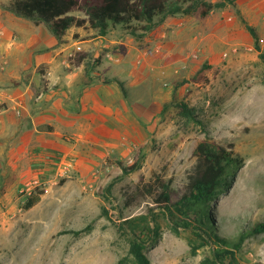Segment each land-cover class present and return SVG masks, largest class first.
<instances>
[{
  "label": "rangeland",
  "instance_id": "1",
  "mask_svg": "<svg viewBox=\"0 0 264 264\" xmlns=\"http://www.w3.org/2000/svg\"><path fill=\"white\" fill-rule=\"evenodd\" d=\"M207 1L214 5L207 16L170 15L147 31L144 23L110 24L105 35L74 27L59 41L0 0L1 29L43 28L32 50L43 46L66 67L35 101L67 90L82 123L1 154L0 264H136L121 226L140 215L152 220L144 251L153 264L264 263V232H252L264 222V0ZM13 63L4 76L17 72ZM205 64L209 80L201 82ZM205 140L233 145L244 159L202 206L223 244L196 228L198 207L187 215L181 200ZM157 175L178 191L169 209L156 201L158 191L143 190ZM39 190V202L25 208Z\"/></svg>",
  "mask_w": 264,
  "mask_h": 264
},
{
  "label": "trees",
  "instance_id": "2",
  "mask_svg": "<svg viewBox=\"0 0 264 264\" xmlns=\"http://www.w3.org/2000/svg\"><path fill=\"white\" fill-rule=\"evenodd\" d=\"M213 8L214 5L207 0H10L5 5V9L16 16L33 20L37 24H46L59 41H63L68 31L74 27L92 29L99 35H105L110 24H123L130 27L134 22H138L144 23L143 28L147 31L154 29L167 16L192 14L199 9L202 16H207ZM157 17H159L158 21ZM257 48H259L258 45ZM206 69H210L207 64L203 65L202 75L196 80L208 82ZM183 109L186 113H191L187 106H183ZM230 147L231 149H228L224 145L206 140L198 144L195 150L196 164L188 176L186 192L181 199L183 204L188 206L185 211L187 215L195 206L198 207L194 218L196 228L220 244L224 243V238L214 233V225L211 223L213 221L210 218L207 219L208 215L202 211V206L214 201L221 193L222 185H228L233 170L244 164L243 157L235 153L233 145ZM14 181L15 177L7 185ZM143 190L149 194L158 191L156 201L168 209L171 197L178 194V191L171 186V182L160 175H157L153 182L147 183ZM43 193V190L32 193L25 203V208L33 207L39 202ZM151 221L149 215H140L126 219L122 223L121 228L128 235L129 252L133 255L136 264H153L144 251L145 237L154 232ZM182 225L185 228L193 226L186 220L182 221ZM252 232H264V222L255 225ZM244 237V234L241 235L238 242L234 244L237 248L242 244ZM204 239L210 242L209 239L205 237ZM222 257L224 255L221 254V250H217L216 258Z\"/></svg>",
  "mask_w": 264,
  "mask_h": 264
},
{
  "label": "crops",
  "instance_id": "3",
  "mask_svg": "<svg viewBox=\"0 0 264 264\" xmlns=\"http://www.w3.org/2000/svg\"><path fill=\"white\" fill-rule=\"evenodd\" d=\"M43 31L32 27L18 29L13 35L0 27V95L7 102V108L0 113V158L4 151L14 156L19 147H29L34 135L46 138L58 131L77 130L82 125L80 106L67 104L70 99L67 90L60 92L56 88L54 93L44 92L42 98L34 99V92L44 89L48 79L60 83L66 72V67L54 56L43 52V46L32 50L42 40ZM31 35L35 39L33 45L26 42ZM15 61L19 64L17 72L4 76L5 65ZM43 65L53 72L52 77L42 74ZM13 108L19 109V114Z\"/></svg>",
  "mask_w": 264,
  "mask_h": 264
},
{
  "label": "built area",
  "instance_id": "4",
  "mask_svg": "<svg viewBox=\"0 0 264 264\" xmlns=\"http://www.w3.org/2000/svg\"><path fill=\"white\" fill-rule=\"evenodd\" d=\"M5 109L4 101L0 95V113H2Z\"/></svg>",
  "mask_w": 264,
  "mask_h": 264
}]
</instances>
